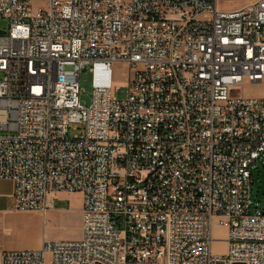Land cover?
<instances>
[{"label": "built area", "instance_id": "2783aa9c", "mask_svg": "<svg viewBox=\"0 0 264 264\" xmlns=\"http://www.w3.org/2000/svg\"><path fill=\"white\" fill-rule=\"evenodd\" d=\"M36 1L0 0V180L23 213L80 194L82 238L0 264H264L251 214L264 99L240 94L264 81V0ZM115 64L129 66L124 97Z\"/></svg>", "mask_w": 264, "mask_h": 264}, {"label": "rangeland", "instance_id": "374dc122", "mask_svg": "<svg viewBox=\"0 0 264 264\" xmlns=\"http://www.w3.org/2000/svg\"><path fill=\"white\" fill-rule=\"evenodd\" d=\"M252 0H218V8L222 11H231L234 9L241 8ZM43 2L41 0L36 1L35 5L40 6ZM0 28L7 30L9 28V21L6 19H0ZM1 78V74H0ZM129 78V66L126 64H115L114 65V78H113V94L124 97L126 95L127 82ZM80 87L82 91L81 100L86 104H90L93 96L92 88V77L88 71H84L81 74ZM240 94L245 98H262L264 99V81L259 84H251L245 82L240 87ZM81 131H72L71 134H77ZM253 175V194H252V215L264 214V157L256 164L252 165ZM68 208L66 213V221L61 225L62 227H55L54 235L59 241H74L81 232L82 235V221L79 223L74 219V211L78 209L80 204L79 196H72L67 198L64 203ZM213 244L212 253L214 255H226L229 250V231L226 227H223L217 223L213 226Z\"/></svg>", "mask_w": 264, "mask_h": 264}, {"label": "crops", "instance_id": "0c3cea01", "mask_svg": "<svg viewBox=\"0 0 264 264\" xmlns=\"http://www.w3.org/2000/svg\"><path fill=\"white\" fill-rule=\"evenodd\" d=\"M14 183L0 180V259L6 251L38 250L44 241H59L54 229L62 227L66 221L68 206L62 204L72 196L80 197L78 209L74 211V219L82 221L83 202L80 194L58 193L51 197V205L46 215L38 212L23 213L15 209ZM79 236L75 239L81 237Z\"/></svg>", "mask_w": 264, "mask_h": 264}, {"label": "water", "instance_id": "95a60500", "mask_svg": "<svg viewBox=\"0 0 264 264\" xmlns=\"http://www.w3.org/2000/svg\"><path fill=\"white\" fill-rule=\"evenodd\" d=\"M0 33H4V32H1V31H0ZM237 264H242V263H237Z\"/></svg>", "mask_w": 264, "mask_h": 264}]
</instances>
